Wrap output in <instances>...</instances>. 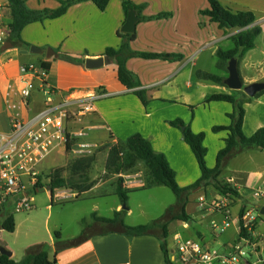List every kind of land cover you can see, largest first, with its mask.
<instances>
[{
	"label": "crops",
	"instance_id": "0c3cea01",
	"mask_svg": "<svg viewBox=\"0 0 264 264\" xmlns=\"http://www.w3.org/2000/svg\"><path fill=\"white\" fill-rule=\"evenodd\" d=\"M23 1L29 10L43 11L58 9L61 1L64 0ZM132 1L141 9H136L140 19L134 33L135 39L130 44L131 50L180 55L179 58L170 60H145L138 57L128 60V69L141 82V88L147 91L150 104L145 107L133 90H129L119 81L118 64L114 57L109 66L99 69L86 68L87 59L102 58L107 55L108 49H118L122 43L128 41L127 38L119 35V33L126 34L121 31L127 20L122 0H116L114 3L110 0L105 11L99 10L93 2L87 1L70 7L68 12L60 18L45 19L43 22L28 25L22 33V39L26 44L24 48L2 51L3 45L0 46V133L9 132L13 120H29L45 108L46 98L42 87L52 91L56 104L66 98H74L76 102H81L78 104L82 105L92 97L94 106L92 113L78 118L76 117L77 107H73L66 121V129L71 136L78 132H83L85 135L74 138L70 142L72 145L70 151L68 146L60 145L49 157L54 154L64 156L67 154L76 160L95 157L94 165L100 157H103L105 159L103 174L107 175L106 162L109 149L126 141L134 134H141L151 142L157 153L167 157L176 172L179 185L185 188L200 179L201 171L194 153L184 141L182 130L173 127L170 122L182 119L195 133H205V146L216 165L217 156L225 146L228 132L214 133L212 131L218 125L214 121L210 123L213 119L209 117L211 110H207L206 105L212 95L234 93V90L226 85L222 86L197 77V71H207L197 67L194 60L196 48L193 45L194 43L204 44L206 48V44L207 46L215 44L212 54L216 55L218 49L225 51L233 49L234 44L230 38L241 30L221 29L217 23L211 22L208 17L202 15L201 11L209 8V0H201L208 1L207 7L205 2L200 4V0ZM220 2L233 12H253L257 19L251 27H261V36H264V0H220ZM164 13L170 16L155 18ZM11 21L10 8L6 19L9 27ZM32 46L43 49L45 53H20L21 50H30ZM50 48L57 56L49 59L46 52ZM256 50L257 45L238 65L241 78L247 85L264 82V49L260 52ZM63 54L77 59L78 62L62 59ZM43 62L50 65L46 82L43 84L41 80L35 79L36 90L32 97L25 101L21 96V67L29 64L41 67ZM219 76L227 78L228 74ZM101 92H105L107 96L101 99L93 98ZM196 96L199 99L197 103ZM192 108H197L196 111L200 114L197 115ZM244 109L242 132L246 137H251L257 130L264 128V93L244 104ZM228 114L230 112H224L225 116ZM207 124L208 127H206ZM230 125L231 121L227 126ZM214 143L213 148L211 146ZM78 144L90 145L89 151L84 154L76 153ZM210 148H212V154ZM56 167L58 166L47 170L42 166L41 173L54 172ZM111 177L114 179L111 183L114 188L112 193L116 195L117 180L122 178L125 186L138 187L144 185L146 171L122 172ZM219 179L236 187L239 196H223L212 187L194 191L189 196L186 206V213L192 216V220L173 221L172 223L177 222L179 225L175 228H170L172 223L169 225L170 238L175 234L181 235L179 232L181 229L190 230L191 226L199 221V210L192 206L198 204L203 209L202 212H205L212 220V230L209 234L196 231L205 247L211 249L213 242L220 243L223 248L217 251L225 253L233 250L238 244L241 210L244 208L245 213L253 209L260 212L264 208V197L255 196L256 191L264 190V152L250 149L235 155L226 161ZM105 185L108 183L95 184L82 194L100 190ZM39 190L38 187L36 192ZM69 190V188L55 189L53 198L51 194L52 202L55 201L58 192ZM200 197H205V202L202 204L199 201ZM77 198L78 196L75 199ZM225 205L228 206L231 224L221 234L216 235L213 223L222 225L225 221L223 213L217 206ZM8 208L13 209L9 206L7 211ZM95 208L98 209V206ZM122 209L121 202L112 207L114 215ZM131 215L132 210L129 208L124 216L125 224ZM217 217H221L220 222L215 219ZM127 225L130 226V224ZM247 233L251 235L249 240H251L252 250L241 264H259L258 260L264 254V215L258 216L253 231ZM53 243L54 240H52L54 248ZM239 244L245 245V242L240 241ZM39 245L36 244V246ZM5 248L8 247L5 246ZM27 250L29 251L30 248ZM12 253L13 259L14 252ZM254 257L256 261H253ZM54 258V261L50 259L53 264H167L161 242L156 234L128 237L115 231L95 233L78 246L55 251Z\"/></svg>",
	"mask_w": 264,
	"mask_h": 264
},
{
	"label": "trees",
	"instance_id": "16d2710c",
	"mask_svg": "<svg viewBox=\"0 0 264 264\" xmlns=\"http://www.w3.org/2000/svg\"><path fill=\"white\" fill-rule=\"evenodd\" d=\"M87 1L93 2L101 11H105L110 3V0H64L61 1L60 7L56 10L32 11L26 7L23 0H9L12 21L10 23V35L8 40L14 44L15 48H24L26 44L22 39V33L28 25L36 22H43L45 19L60 18L68 12L70 7ZM122 1L126 16H128L129 11L131 10H140L139 7L134 6L130 0ZM201 14L208 17L211 22L217 23L221 29L241 30L230 38L234 44L233 49L228 51L218 49L216 52V56L218 57V68L224 70L228 74V65L233 58L238 60L239 65L245 55L256 48V41L262 35V28L259 26L251 27L255 24L257 19L253 12H233L231 9L224 7L220 0H209V8L201 11ZM168 16H170V14L164 13L155 18ZM146 19L149 20L152 18ZM119 35L127 38L128 41L122 43L118 49H108L106 54L116 59L118 64L119 81L129 90H133V93L138 97L141 103L147 107L150 104L147 91L141 88V82L136 75L128 69V60L133 57L145 60H170L179 58L180 55L135 52L132 51L130 47V44L135 39V34L129 35L119 33ZM61 58L70 62H78L77 59L65 54H63ZM41 67L49 73L50 65L48 63H41ZM196 75L201 80L225 86V77L200 70L197 71ZM237 93H240L239 96L236 93L216 94L212 95L208 100V102H226L234 106V112L229 115L231 125L216 126L212 129L214 133H219L221 131L228 132V136L225 139V146L220 150L214 168H209L207 165L208 150L205 146L206 134L203 132L195 133L191 126L187 125L182 119L170 122L173 127L182 130L184 141L194 153L201 171L200 179L189 187L183 188L179 186L176 172L171 167L167 157L164 154L157 153L151 142L145 139L141 134H134L126 141L112 146L109 149V155L106 162L107 175L111 176L122 172L135 173L145 170L146 181L144 185L127 187L122 178L117 180L115 182L116 195L120 198L123 209L120 212H116L114 217L110 219L98 217L96 214H93L95 228H91V225H88L83 230L82 234L73 240L60 242L61 234L56 232L55 237L58 239V242L56 243L57 251L78 246L88 240L91 235L98 232L110 233V231H115L128 237L156 234L161 242V248L164 252L166 263L175 264L171 261L170 256L169 225L173 221L189 222L192 220V216L186 213L189 196L194 191L212 187L223 196L238 197L239 191L236 187L230 186L219 179L226 161L235 155L250 149L264 152V128L257 130V132L251 137H246L242 132V124L245 117L244 104L251 102L254 98H258L264 93V91L258 93L254 98H250L243 91H237ZM67 146L68 151H70L72 145L69 143ZM94 163L95 157L81 158L77 159L72 166L76 173L79 172V176L83 179L82 182L88 181V174L86 173L92 169ZM49 179L50 183L48 186L52 198L54 197L55 189L68 188L73 184V179L62 177L59 170L54 171L53 174L49 176ZM38 187H43L40 182ZM153 187L169 188L177 196V203L167 209L164 218L156 220L152 224L138 226H128L125 224L124 216L129 209L127 205L128 194L137 189H151ZM85 191L86 190H80L78 198ZM6 211L7 206H0V219H2L1 226L3 230L13 233L16 230V221L12 213L4 215V212ZM244 214L245 209L243 208L240 212L241 225ZM82 223L83 225H86L85 220ZM242 238L249 240L251 235H249L246 230L242 229L239 239ZM0 264H53V262L49 258L47 248L42 244L32 247L21 262H16L14 259L0 254Z\"/></svg>",
	"mask_w": 264,
	"mask_h": 264
},
{
	"label": "rangeland",
	"instance_id": "374dc122",
	"mask_svg": "<svg viewBox=\"0 0 264 264\" xmlns=\"http://www.w3.org/2000/svg\"><path fill=\"white\" fill-rule=\"evenodd\" d=\"M114 2H116V0H113V3ZM130 2L134 6L138 7L132 0H130ZM202 2L205 1H201L200 4ZM205 3L207 7L208 1ZM139 9H141V7H139ZM256 43V51L260 52L264 49V36H260ZM193 46L196 48L194 60L199 69H203L216 75L226 74L224 70L219 69L217 66L218 57L215 54H212L215 44H210V46H207L206 44V48L204 44L199 45L194 43ZM234 93L238 96L240 94L237 93V91H234ZM195 99V102L197 103L199 101L197 96ZM206 108L207 110H211L209 117L213 120H211L210 123L214 121V123L218 126H227V124L230 123L231 119L229 115L234 112V106L232 104L211 101L207 103ZM192 109L195 111L197 110V108ZM226 111L230 112L228 116L224 115V112ZM195 113L197 115L200 114L198 111ZM206 127H208V124ZM211 147L214 148L215 143ZM211 150L212 148H210V152ZM104 161L105 159L103 157L98 159L92 169L86 173L88 174V181L86 182H82L83 179L79 176V172L76 173L74 171L72 166L76 162V159L72 158V156H67V154L66 156L54 154L45 161L43 166L47 170L58 166L53 171L59 170L61 175H65L66 178L69 177L73 179V184L68 187L70 190L65 191L66 193L78 194V192L80 193V190L87 191L93 185L99 183H108V185L103 186L100 190L84 193L77 199L73 196L69 199H61L60 201H57L56 198L58 196L56 195L55 201L52 202L51 191L49 190L48 185L50 183L49 176L52 175L53 172H42L39 182L43 187H39L40 190L38 192L32 191V195L35 199V209L16 213L8 208V211L4 212V215H9L10 213L14 215L16 230L13 233L6 230H0V243L4 247L7 246L8 250L14 252L13 259L16 262L23 261L27 255V249H31V246L35 247L36 244H44L50 253V259L54 261L55 251L57 252L56 243L58 242V239L55 237L56 232L61 234V240H59L60 242H67L79 237L88 225H91V228H95L93 213H96L102 218L110 219L114 217L112 207L119 204L121 200L118 196L112 193V190H114L111 185L114 181L113 177L103 174ZM207 165L209 168H213L215 166V163L210 157V153L207 157ZM176 203L177 196L167 187L151 189L141 188L131 191L128 194L127 205L132 210V215L127 218L126 223L130 224V226L152 224L154 221L164 218L166 216L167 209ZM95 206H98V209H96ZM192 206L199 210L198 215L200 219L191 226L190 230L181 229L179 232L185 238L200 241L204 244L201 238L198 237L196 231L209 234L212 230V220L205 212H202L203 209H201L198 204H194ZM215 219L218 222L221 221V217H217ZM84 220L86 221V225H83L82 223ZM1 222L2 219H0V226ZM177 225H179V223H172L170 228H175ZM52 240H54V248L52 247ZM222 248L223 247L220 243L213 242L211 244V249L220 251ZM53 249H55V251H53ZM253 261H256V257L253 258Z\"/></svg>",
	"mask_w": 264,
	"mask_h": 264
},
{
	"label": "built area",
	"instance_id": "2783aa9c",
	"mask_svg": "<svg viewBox=\"0 0 264 264\" xmlns=\"http://www.w3.org/2000/svg\"><path fill=\"white\" fill-rule=\"evenodd\" d=\"M10 11L9 0H0V46L9 38L10 27L6 23ZM48 72L34 64L21 67V96L28 101L36 85L35 79L45 84ZM45 94V108L29 120L15 119L11 123L9 132L0 133V206L12 207V211L20 213L35 209V199L32 191L38 190L41 168L47 158L58 146H67L74 138L83 137V132L71 136L66 129V121L73 107H77L76 117L82 118L94 111L93 99L86 101V104H78L74 98H66L56 104L52 91L42 87ZM101 92L94 99L106 97ZM90 145L78 144L76 153L84 154L89 151ZM58 201L77 197L78 194L58 192ZM258 198L264 197V190L255 192ZM200 203L205 202V197L199 198ZM225 217L222 225L213 223V230L216 235L221 234L230 227L228 206H217ZM259 210L247 211L242 217V225L239 227V234L242 229L247 232L253 231ZM244 241L245 245L239 244ZM169 246L171 261L175 264H241L252 250L250 240L238 239L233 250L222 253L205 247L200 241L183 238L175 234L170 238ZM264 264V254L258 260Z\"/></svg>",
	"mask_w": 264,
	"mask_h": 264
},
{
	"label": "water",
	"instance_id": "95a60500",
	"mask_svg": "<svg viewBox=\"0 0 264 264\" xmlns=\"http://www.w3.org/2000/svg\"><path fill=\"white\" fill-rule=\"evenodd\" d=\"M139 16L136 10H131L128 13L126 23L122 27L121 31L126 34H134L136 32L137 23L139 21ZM15 46L11 41H7L3 44L1 50L6 51L8 49H14ZM21 54H44L45 51L37 46H32L30 50H21ZM47 58L56 57L57 54L55 51L50 48L46 52ZM113 62V58L109 55H106L102 58L98 59H87L85 62V66L88 69H99L104 66H109ZM224 84L231 90L234 91H243L250 98L256 97V95L262 91H264V82H256L247 86H244V82L241 78L239 68H238V60L233 58L228 65V77L225 79ZM184 129V128H183ZM261 215H264V208L260 211ZM0 229L2 227L0 226ZM0 254L5 255L9 258H12V251L8 250L0 243Z\"/></svg>",
	"mask_w": 264,
	"mask_h": 264
}]
</instances>
